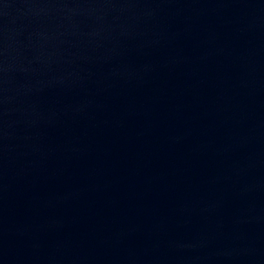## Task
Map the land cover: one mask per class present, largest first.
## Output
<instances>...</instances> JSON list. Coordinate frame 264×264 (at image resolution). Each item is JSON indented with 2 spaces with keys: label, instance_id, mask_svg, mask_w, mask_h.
Returning a JSON list of instances; mask_svg holds the SVG:
<instances>
[{
  "label": "water",
  "instance_id": "water-1",
  "mask_svg": "<svg viewBox=\"0 0 264 264\" xmlns=\"http://www.w3.org/2000/svg\"><path fill=\"white\" fill-rule=\"evenodd\" d=\"M196 190L264 191V0H0V230Z\"/></svg>",
  "mask_w": 264,
  "mask_h": 264
}]
</instances>
